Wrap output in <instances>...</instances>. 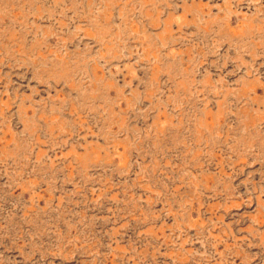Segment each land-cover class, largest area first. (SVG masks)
<instances>
[{
  "label": "rangeland",
  "instance_id": "rangeland-1",
  "mask_svg": "<svg viewBox=\"0 0 264 264\" xmlns=\"http://www.w3.org/2000/svg\"><path fill=\"white\" fill-rule=\"evenodd\" d=\"M0 264H264V0H0Z\"/></svg>",
  "mask_w": 264,
  "mask_h": 264
}]
</instances>
